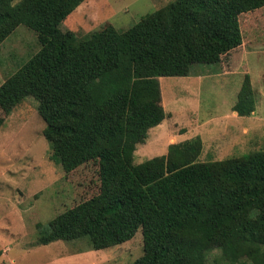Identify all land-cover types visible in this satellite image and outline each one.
Wrapping results in <instances>:
<instances>
[{
  "label": "trees",
  "instance_id": "obj_1",
  "mask_svg": "<svg viewBox=\"0 0 264 264\" xmlns=\"http://www.w3.org/2000/svg\"><path fill=\"white\" fill-rule=\"evenodd\" d=\"M82 1L0 0V42L23 25L39 45L0 83V110L33 98L53 162L64 172L97 164V192L45 231L38 224V244L83 238L98 250L138 230L141 254L130 264H264V150L196 161L194 136L132 161L165 117L158 78L200 64L237 68L238 17L264 26V0H170L120 32L109 24L81 36L61 30ZM254 104L244 74L231 109L248 115Z\"/></svg>",
  "mask_w": 264,
  "mask_h": 264
},
{
  "label": "rangeland",
  "instance_id": "obj_2",
  "mask_svg": "<svg viewBox=\"0 0 264 264\" xmlns=\"http://www.w3.org/2000/svg\"><path fill=\"white\" fill-rule=\"evenodd\" d=\"M168 1L83 0L61 21L60 29L81 36L109 24L120 32ZM238 21L243 54L237 68L222 72L216 67L213 72L209 69L215 64H200L187 76L158 78L160 104L169 114L164 111L165 118L135 146L134 163L163 154L167 144L196 134V161L264 150V26L245 14ZM38 47L35 33L17 25L0 42V83ZM244 74L255 104L250 114L240 116L231 107ZM0 118V264H130L140 256L138 230L130 239L98 250H89L83 238L38 244V224L45 231L48 220L97 192V164L92 160L64 172L53 162L31 97L7 114L0 110Z\"/></svg>",
  "mask_w": 264,
  "mask_h": 264
},
{
  "label": "crops",
  "instance_id": "obj_3",
  "mask_svg": "<svg viewBox=\"0 0 264 264\" xmlns=\"http://www.w3.org/2000/svg\"><path fill=\"white\" fill-rule=\"evenodd\" d=\"M161 103H162V100H161ZM161 106H162V105H161ZM162 108H163V106H162ZM163 111H165V110L163 109ZM165 112H166V111H165ZM165 112H164V113H165ZM166 113H167V112H166ZM167 114H169V113H167ZM164 118H165V117H164ZM164 118H163V119H164ZM156 126H157V125H156ZM156 126H155V127H156ZM196 135H198V134H196ZM196 135H195V136H196ZM173 137L175 138V136H173ZM199 137H200V139H201V141H202V137H201V136H199ZM167 138H168V137H167ZM170 138H171V136H170ZM141 145H142V144H141ZM162 148H163V147H162ZM161 152H163L162 149H161Z\"/></svg>",
  "mask_w": 264,
  "mask_h": 264
}]
</instances>
